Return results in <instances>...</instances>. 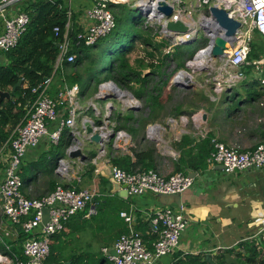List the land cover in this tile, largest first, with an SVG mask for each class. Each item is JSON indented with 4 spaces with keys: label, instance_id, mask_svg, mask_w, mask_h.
I'll list each match as a JSON object with an SVG mask.
<instances>
[{
    "label": "built area",
    "instance_id": "obj_1",
    "mask_svg": "<svg viewBox=\"0 0 264 264\" xmlns=\"http://www.w3.org/2000/svg\"><path fill=\"white\" fill-rule=\"evenodd\" d=\"M25 0H0V17L3 19V31L0 34V51L7 53L14 49L26 30L29 18L26 13L17 12L14 16H8V11L17 3ZM164 1L172 7L173 13L170 20H180L188 26L186 33L169 32L165 28L168 19L157 11L159 2ZM67 8V22L62 33L61 43L58 44L59 54L56 65L63 62L72 63L74 55H68L70 45V33L73 30L72 0H63ZM146 3V5H145ZM154 4V13L147 10ZM127 5L138 10L143 19L142 28L152 33L155 38L161 37L168 48L183 46L184 43L198 38L201 32L205 39L204 46L198 53L208 51V58L202 69H197L198 74L205 77L204 83L209 87L212 96L211 101H216L217 96L230 92L239 83L246 79L244 67L251 66L257 83L264 88V55L255 61H248L251 50L252 35L256 31L264 41V0H91V6L82 11L76 24L74 41L85 46H92L97 41L108 36L116 27L113 7ZM144 6H147L143 9ZM215 7L222 9L229 17L241 23L235 34V41L231 47L227 46L225 54L213 59L209 55L212 40L219 27L210 14L209 9ZM196 17V20H194ZM209 30V33H206ZM55 36L60 34V28H53ZM158 36V37H157ZM167 53V52H166ZM189 62H187L188 64ZM181 72V71H179ZM178 72V73H179ZM177 73V74H178ZM176 74V75H177ZM176 75L173 81L176 80ZM52 76L45 78L32 93L37 94L35 101L28 107L24 122L18 126L13 136L1 148L5 147L8 153L5 158L4 178L0 183V200L2 211L11 225H18L22 231L30 236L25 238L22 244V256L25 262L12 261L0 254V264H43L50 253L51 239L60 233L65 223L74 215L83 212L88 206L96 202L97 193L86 189L67 188L56 186L53 191L40 197H26L21 192V180L18 175L21 159L27 149L38 145L40 140L47 136L49 142L57 146L62 134L70 130L72 144L66 151L67 154L75 147V138L79 134L76 130V118L80 110L78 85L64 87L55 99L48 96V87ZM173 81L171 82L173 85ZM113 86L111 81L99 84L98 93L94 100L101 96L112 97L106 88ZM129 108L138 105L135 99L131 100ZM259 105L264 108V102ZM89 107L96 110V103L90 102ZM109 104L106 114L99 117L102 124L98 128H107L109 125ZM185 119V118H184ZM91 122L89 120H84ZM170 121H174L170 119ZM194 127H199L202 122L201 112L190 116ZM56 123V127L49 131V126ZM158 126L147 127V137L154 134L152 129ZM81 132L82 126H81ZM113 134V146L121 148L129 146V137L124 131L114 132L105 130L104 141H109V135ZM213 150L207 156L208 164H217L223 167L227 174L244 172L247 170H260L264 167V144H258L252 149H240V147H228L218 141H211ZM57 171H66V162L59 160ZM110 178L124 190L130 197H138L145 193L153 195H180L192 185V179L179 172L168 176L161 175L155 170H135L127 172L117 166L111 165ZM48 209V221L42 225V210ZM90 210V212H92ZM125 222L130 223L131 217L126 213H120ZM151 224L154 233L158 235L155 242L148 248L143 239L135 232L122 234L116 240L109 254L112 264H157V261L172 253L179 245V239L187 229L188 221L181 211L165 206L157 208L151 216ZM38 228V233L33 232ZM5 236L9 232H4ZM0 243L2 237L0 235ZM104 254L108 250L103 249Z\"/></svg>",
    "mask_w": 264,
    "mask_h": 264
},
{
    "label": "crops",
    "instance_id": "obj_2",
    "mask_svg": "<svg viewBox=\"0 0 264 264\" xmlns=\"http://www.w3.org/2000/svg\"><path fill=\"white\" fill-rule=\"evenodd\" d=\"M23 2L11 7L8 16H14ZM90 6L91 0H74L72 9L76 17L73 22L78 21L82 11ZM2 31L3 19L0 17V34ZM7 63L4 52L0 51V66H6ZM60 67L61 65L55 63V70ZM59 70L61 71V69ZM149 70L138 69V72L149 74ZM154 71L159 76V73H163L162 69H155ZM151 75L150 73V79H159L158 76ZM59 76L64 80V73L61 72L55 78L54 71L48 87V96L52 99L57 97L60 90L67 87L66 85L62 87L56 85ZM129 85L138 90V86L133 82ZM166 91L169 90L166 89ZM234 92L235 99L233 101L218 98L213 102L209 99L211 106L209 103L200 106L198 112L206 114V120L200 124L201 133L204 137L211 135L212 140L229 147L238 146L244 150L252 149L258 144H264V108L259 105L261 101L264 102V88L257 82L251 84L248 81V83L237 85L230 94ZM85 95L79 96L84 98ZM134 99L142 104L144 109H148L145 98ZM90 102H92L91 97L83 102L79 99L80 110L76 118V130L79 132L76 138L82 143L80 148L85 160L80 161L68 157L66 152L69 147L68 141L73 140L70 130H66L62 134L57 146L52 145L47 136L43 137L37 146L27 149L21 159L18 175L22 184L21 192L26 197L40 198L53 191L56 186L75 189L89 187L98 195L93 205L71 217L65 223L63 230L51 239L50 254L43 264H112L108 255L112 254L113 245L120 235L130 231L135 232L140 235L147 247H151L158 238L151 224V216L155 209L165 207L159 203V198L152 193H145L138 197L119 196L112 193V185L109 179L105 178V182L101 180V177L104 178L101 173L110 177L111 159H129L132 164L135 163L136 159L130 149L132 147L136 150L145 148L146 141L143 137V130L146 129L147 135L146 127L154 126L152 124L159 119L158 112L155 111L153 114L156 119H153V116V121H150L149 118L142 119V124H140L135 117L139 110H129L128 112L115 110V112H111L112 106L108 103L110 108L108 110L109 129L114 131L113 125L116 120L114 115L116 114V118H120L121 125L126 127L129 125L130 128L128 132L125 131L127 128L124 127L118 130L126 132L129 137V146L118 148L111 143V150L109 151L107 145L112 138L99 146L87 143L85 138L80 139V137L82 138L81 126L84 120L96 124L99 117L101 118L106 114V110L103 112L102 108L100 109V101L96 104V110L89 107ZM226 105L227 107L228 105L235 106V109L225 113ZM90 110L94 112V117L90 115ZM127 118L133 120L126 122ZM55 127L56 123L51 124L49 131ZM157 130L159 131V129ZM184 132L191 133L196 141L198 138H203L199 134H195L194 131ZM156 134L154 133L151 139H154ZM74 142L76 141L74 140ZM169 149L173 152L170 158L171 154L161 152L158 146H156L157 152L153 156L155 171L164 176L175 172L174 163L179 157L173 148L169 147ZM93 152L95 156L90 157ZM7 153V147L0 153L2 165L0 183L4 178ZM60 159L67 164L64 173L57 171ZM89 162L95 167L91 175L85 174L84 169V166ZM205 164L203 170L188 171V173L195 174L191 175V187L180 194L181 204L177 206L172 203L168 206L181 211L188 221V226L179 239L177 249L160 258L157 264H177L191 255L202 256L205 262L211 264H219L216 258L220 254L227 250L241 251L238 246L244 242H255L258 249L264 251V167L260 170L251 169L227 174L220 168V165L208 164L207 160ZM92 209L93 211L90 212ZM122 212L131 217L130 223L125 222L120 216ZM5 231L9 232L8 236L4 235ZM37 233L38 228L33 234ZM31 234L26 235L20 226L11 225L7 221L0 200V235L2 237L0 254L8 257L12 263L16 261L25 262L24 257L25 261L21 260L22 244L25 238ZM105 248L108 250V254L103 253ZM56 249L57 254H54ZM206 255H210V262L205 260ZM230 256L236 260L234 252Z\"/></svg>",
    "mask_w": 264,
    "mask_h": 264
},
{
    "label": "trees",
    "instance_id": "obj_3",
    "mask_svg": "<svg viewBox=\"0 0 264 264\" xmlns=\"http://www.w3.org/2000/svg\"><path fill=\"white\" fill-rule=\"evenodd\" d=\"M19 8L18 12L26 13L29 22L17 46L11 51L4 53L8 61L7 65L0 66V92H8L10 94L8 99H4L0 102V148L6 142H9L16 128L23 124L28 107L37 98V94L32 93V89L36 88L45 78L52 76L54 71L55 78L58 77V74H61V72L64 73L65 77L63 80L59 76L56 82L57 86L62 87L66 85L67 87H71L76 84L80 87V95H85L89 89L90 82L92 83L95 81L97 84H100L102 82L111 81L120 88L130 90L134 98H145L147 102L146 107L152 113L154 111L160 113L164 110L165 100L164 97L162 98V95L166 92V87L169 83L165 69H162L163 73H159L160 76L156 75L155 71L151 73V76H158V80L150 79V74L142 78L140 72H136L132 69L127 57L135 42L140 41L146 46L151 45L149 37H147L149 31H144V29L141 28L142 18H140L139 21L132 18L134 26L139 27L140 25V31L133 32L128 43H120L115 49H113V44H110L107 38L113 31L110 35L100 39L92 46L78 44L77 41H74L76 32V24L74 22L72 27L73 30L70 33L68 55H74L75 60L72 63L63 62L61 67L55 70V63L59 54L57 45L61 43L64 26L67 22V8L63 0H25ZM113 13L116 24L125 21V12L124 14L123 12L115 14L113 10ZM74 14L75 13L72 14V20L76 17ZM55 26L60 28V34L58 36H55L53 33V28ZM145 32H147L146 36ZM254 33L257 32L254 31ZM257 35L260 36L258 33ZM160 46L161 45L155 46L154 50H158ZM185 53L189 56L192 55L190 52L183 51L173 53V58L176 60L177 67L179 68L183 67L181 60L186 56ZM263 55L264 41L261 37L258 41H252L251 50L247 59L252 62ZM107 58L110 59L108 64L106 63ZM168 58L169 57L165 55L163 62H160L159 65H163ZM139 66L141 67V65ZM150 66L154 68V65ZM59 69H61V71ZM81 69H83L82 72ZM243 71L246 75V79L242 81V83H248V81H250L251 84H255L257 82L251 66L244 67ZM101 76H103L102 80L99 79ZM20 80L21 83L11 92ZM132 82L138 86V90L135 89L134 86L129 85ZM202 95L206 94L203 92ZM202 98L207 102L206 96ZM230 99L232 101L235 99V92L230 95ZM191 110L189 116L198 112L200 106H192ZM152 116L149 118L150 121L156 119L155 116H153L152 119ZM132 120V118H127L126 122ZM98 124L100 125V123ZM211 141V135H207L205 138H198L196 141L191 133L182 134L180 139L172 145V148L179 155L177 161L174 163V173L179 172L187 175L190 170H203L206 166V158L213 150ZM71 144L72 141L69 140L68 145L70 146ZM107 148L109 151L111 150V141L107 145ZM130 150L136 159L135 163L132 164L129 159L122 160L121 158L111 159L112 165L127 172L134 171L135 169L145 171L155 170L153 164V156L156 153L155 147H145L141 150H136L132 147ZM94 156V152L90 154V157ZM0 170H2L1 163ZM94 170V165L90 162L87 163L85 174L91 175ZM101 180L104 182L106 181L105 178L102 177ZM148 248H150V246ZM238 248H240L241 251L235 252L234 255L239 264H264V251L259 250L255 242L241 243ZM232 252L234 251L227 250L223 254H220L217 258V263L225 264L223 258L224 254H231ZM21 260L25 261L23 256ZM177 264L211 263L205 262L202 256L191 255L185 257L184 260Z\"/></svg>",
    "mask_w": 264,
    "mask_h": 264
},
{
    "label": "rangeland",
    "instance_id": "obj_4",
    "mask_svg": "<svg viewBox=\"0 0 264 264\" xmlns=\"http://www.w3.org/2000/svg\"><path fill=\"white\" fill-rule=\"evenodd\" d=\"M77 1H79V0H77ZM72 2H74V0H72ZM113 8H115V9H113L115 14H118L119 12H123V14H124V12H125V16H124L125 21H121L120 23H117L116 28L113 30L112 34L111 35L109 34L110 36L107 37L109 39L108 42L110 44H113V49H115V47L120 43H123V44L128 43L130 41V37H131V34L133 32H139L140 31V25H139V27L134 26L133 22H132V18L139 21L141 16H140L138 10H136L135 8H133L131 6L117 5V6H113ZM194 20H196V17H194ZM142 23H143V21L141 20V28H142ZM146 33L147 32H145V36H146ZM148 33L149 34L147 37H149V41L151 42V45L146 46V45L142 44L140 41H137L134 43L133 48L127 57L129 59L130 66L136 72L138 71V69H143V70L144 69H150L148 72L150 74V73H153L155 69H165L166 70V74L168 75V81H169L166 89L169 91H166L162 95V98L164 97V100H165L164 101L165 102L164 103L165 108L162 112H160V113L158 112L159 119H158V121H156L155 123L152 124V125L158 126L159 131L156 134V137L154 139H151V136L147 137L146 129L144 128L143 137H145L144 139L146 141L145 147H155V149H156V146H158L160 148L161 152L171 154L169 156V158H170L172 156L173 152H171L172 150H170L169 147L172 148V145L176 141H178V139H180V136L182 134H185L184 131H188V130L194 131L195 134H199L200 137H203V138L206 137V136L205 137L203 136V134L201 133V129L199 127L192 126L189 113L192 111L191 110L192 106H201L202 104L209 103V96H211V97H213V96H212L211 91H209V87L206 86L204 83L205 77L202 75H199L197 69H193L191 67L187 68V62L192 63L195 60V58L198 55L197 53H198L199 49H201L204 46L205 39L203 37V34L200 32L198 34V38L193 39L190 42V44L184 45V46H178L179 48L178 47H175V48L172 47L169 49L168 44L161 37L157 36L158 38H155L154 36H152L151 32H148ZM259 39H261V37L259 35H257V33L253 32L252 41L253 42L258 41ZM157 45H161V46L158 47V50H154L155 46H157ZM177 51L190 52V54L192 53L191 56H189V55H187V53H185L186 56H184L181 60L182 64H183L182 68L177 67L176 60L173 58V53H176ZM165 55L169 57L168 60L165 63H163V65L162 64L159 65L160 62H163ZM109 62H110V59L107 58L106 63L108 64ZM139 65H141V67ZM150 65H154L153 66L154 68H152ZM82 70L83 69H81V72H82ZM179 71H186L190 75L189 77H191V81L185 82L186 84L184 83V86L180 85V86L174 87V86H172L171 82L173 81L175 75ZM140 73H142V72H140ZM145 74L146 73H142L141 77L143 78L145 76ZM102 78L103 77H101V78L99 77L100 80H102ZM98 87H99V84H97L95 81L92 83L90 82L89 83V89L86 92L85 97L82 98L79 96L80 94L78 95L80 101L83 102L89 97H91V100L93 102H95L96 104H98V102L100 101L99 102V105L101 103L100 109L102 108L103 112L106 110L105 105H107L108 103H110V105L112 106L111 112H115V110H117L119 112L120 111L128 112L129 110L136 111V109H131V108H129V105L124 104L123 101L121 99H119V97H117L116 95H113V97L110 99L106 98L105 95H103V96H101V98L99 100H97V101H96V99L94 100V95L98 93ZM117 87L121 90V92L125 93L128 97H130L132 95V92H130V90L120 88L119 86H117ZM79 90H80V87H79ZM203 92L206 95H202ZM230 93H231V91L228 94L224 93V94H221L215 98H217V99L218 98L219 99H230V95H231ZM226 94H227V96H226ZM205 96L207 97V99H206L207 102H205V100H203V98H202ZM132 99H134V98H131V100ZM209 105L211 106L210 103H209ZM133 107H137V111L139 110V112H140V113L136 112V116H135L139 120L140 124H142V119L151 118V116L155 113V111L152 113L150 110L144 109L145 107L142 104H138V105H135ZM204 107H206V106H204ZM176 108H179V109H176ZM234 109H235V106H229L228 105V107H227V105H226V109L224 112L225 113L230 112ZM93 113L94 112L92 110H90L91 116H93ZM179 113H181V114H179ZM113 115H114V113H113ZM116 116H117V114L114 115V117L116 119L115 124L113 125L114 132H117L118 130H120L123 127L127 128V130H125V131L128 132L130 130L129 125H128V127L121 125L120 118H116ZM170 119H173L174 121L171 122ZM98 123H100V125L102 124L100 119L96 122L97 125H99ZM106 129H107V131H110L109 125L107 126ZM110 141L113 145V138ZM225 146H227V145H225ZM166 157H168V156H166ZM84 167H86V166H84ZM85 189L92 191V189L89 187H87ZM234 253H235V250H234ZM54 254H57V249L54 252ZM216 260H217V258H216Z\"/></svg>",
    "mask_w": 264,
    "mask_h": 264
},
{
    "label": "water",
    "instance_id": "obj_5",
    "mask_svg": "<svg viewBox=\"0 0 264 264\" xmlns=\"http://www.w3.org/2000/svg\"><path fill=\"white\" fill-rule=\"evenodd\" d=\"M133 1V0H131ZM157 11L162 13L168 21L165 23V28L169 32H176V33H186L189 28L187 25H185L180 20H170V17L173 13L172 7L167 5L166 2L161 1L159 2ZM211 16L215 20L217 26L219 29L216 30L215 35L212 40V46L209 50V55L216 59L218 57H221L225 54L224 50H227V46L231 47L233 45V42L235 41V34L237 30L240 28L241 23L236 21L235 19L229 17L227 12H225L222 9H217L215 7H211L209 9ZM209 30H206V33H209ZM191 42V41H190ZM190 42H186L183 44L188 45ZM58 46V45H57ZM185 74L190 76L186 71H183ZM189 80L185 79V82H188ZM21 83V80L17 83V85L12 89L11 92L14 91V89ZM114 84V83H113ZM174 86H184L181 82L173 81ZM114 86L118 88L115 84ZM120 90V89H119ZM10 97V94L8 92H0V102L4 99H8ZM131 98L133 96L131 95ZM137 110V108H136ZM202 121L206 120V114H201ZM106 128H98L94 122H88L83 121L82 123V138H85L87 143H91L94 145H102L104 142V135ZM109 138H113V134L109 135ZM75 147L69 151L68 157L71 159H79L80 161L85 160V156L80 148L81 141L76 138L75 139ZM221 169H223L222 166H220ZM104 178L109 179L111 185H112V193H116L119 196H126V192L124 190H120L119 185L108 175H105L101 173ZM195 173H188L187 175L191 177ZM159 198V203L163 206H169L170 204L174 203L177 206L181 204L180 202V195H165L160 194L157 195ZM48 221V209L42 210V225L46 224ZM115 252L112 250V255H114ZM210 255L205 256V260L210 262ZM224 262L225 264H239L235 259L231 258L230 254H224ZM214 264V263H212Z\"/></svg>",
    "mask_w": 264,
    "mask_h": 264
},
{
    "label": "bare ground",
    "instance_id": "obj_6",
    "mask_svg": "<svg viewBox=\"0 0 264 264\" xmlns=\"http://www.w3.org/2000/svg\"><path fill=\"white\" fill-rule=\"evenodd\" d=\"M146 5V3H145ZM147 6H144L143 9H145ZM154 4L148 6L147 10H150V12L153 14L154 13ZM208 58V51H204L201 52L197 55V57L195 58V60L191 63L187 64V68L191 67L193 69H202L203 66H205L206 63V59ZM185 79L189 80L188 82L191 81V77H189L187 74H185L183 71L179 72L176 75V81L178 82H183L182 84L184 85L185 83ZM186 84V83H185ZM105 91L111 92L113 95H116L117 97H119V99H121L123 101L124 104L129 105L132 101L131 98L128 97L125 93L121 92V90H119V88H116L113 84V86L106 88ZM158 127H154L152 129V131H154V133H158Z\"/></svg>",
    "mask_w": 264,
    "mask_h": 264
},
{
    "label": "clouds",
    "instance_id": "obj_7",
    "mask_svg": "<svg viewBox=\"0 0 264 264\" xmlns=\"http://www.w3.org/2000/svg\"><path fill=\"white\" fill-rule=\"evenodd\" d=\"M103 83V82H102ZM113 83V82H112ZM174 86V85H173ZM131 97V96H130ZM195 114V113H194ZM202 114V113H201Z\"/></svg>",
    "mask_w": 264,
    "mask_h": 264
}]
</instances>
